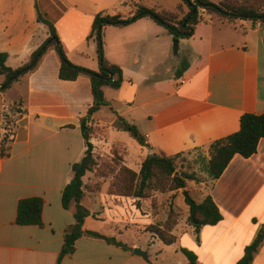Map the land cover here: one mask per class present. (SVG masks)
Returning <instances> with one entry per match:
<instances>
[{"label":"crops","instance_id":"obj_1","mask_svg":"<svg viewBox=\"0 0 264 264\" xmlns=\"http://www.w3.org/2000/svg\"><path fill=\"white\" fill-rule=\"evenodd\" d=\"M133 6L134 0H0V53L12 69L28 63L49 37L37 20L40 13L54 25L68 60L97 72L96 44L89 38L95 16L128 17ZM202 15L194 35L179 40L177 56L189 65L180 79L171 61L173 39L163 27L141 19L104 29L105 58L122 70L123 84L118 90L103 87L109 105L91 117L89 130L97 125L112 136L123 133L114 128L118 115L147 138L152 154L192 153L208 162L210 144L236 133L242 115L264 114V24ZM59 68L57 53L49 49L34 71L11 86L8 100L0 94V106L19 101L23 110L16 138L0 160V264H57L74 224V207L65 210L61 197L72 165L85 155L81 121L93 98L88 77L62 81ZM103 110L110 114L107 121L99 117ZM193 186L196 203L210 196L219 209L217 225L198 232L188 225L169 246L150 237L148 248L92 249L93 238L83 236L60 264H166L169 257L171 264H188L183 249L195 254L197 264H236L264 224V139L252 157L235 155L219 179ZM32 197L44 200L43 226L16 225L19 200ZM90 213L83 229L98 233L92 223L102 220ZM136 248L147 253V261L133 253ZM252 264H264V242Z\"/></svg>","mask_w":264,"mask_h":264},{"label":"trees","instance_id":"obj_2","mask_svg":"<svg viewBox=\"0 0 264 264\" xmlns=\"http://www.w3.org/2000/svg\"><path fill=\"white\" fill-rule=\"evenodd\" d=\"M240 1V0H239ZM250 0H241L233 3L232 0H222L219 3H213L210 0H181V4L187 8V13L182 19H178L177 14L173 12L157 11L142 5H135L133 13L124 17L121 15H108L99 13L95 16L91 34L89 38L96 44V54L99 70L97 72L74 65L71 63L65 53L63 44L54 28V25L44 19L40 13L37 14L38 22L47 26L49 37L47 40L31 55L28 63L17 69L7 67V54L0 53V76H4V81L0 86V93L10 88L13 83L19 82L21 78L29 72L34 71L43 56L49 49H54L60 61L59 79L62 81H75L81 76H86L90 80L91 95L93 104L88 109L87 115L81 121V132L86 144L84 157L80 162L71 167L72 179L64 188L61 197L62 207L67 210L74 207V224L71 225L64 235V245L60 252L57 264H60L63 257L71 255L75 251L76 242L83 236L103 240L109 245L121 249L128 247L116 241L114 238L105 237L99 233L84 230V224L87 218L91 216L90 211L82 205L83 200V178L90 172L95 165L93 158V145L90 142L88 122L91 117L103 106H108L103 94V87H110L118 90L123 84L122 70L116 65L110 64L104 55L103 31L106 27L123 28L135 23L141 19H150L157 25L163 27L174 40L190 39L195 32L198 24L203 22L202 11L218 20L226 21H253L264 24V11L259 6H255ZM181 6V5H180ZM178 6L180 11L181 7ZM185 62L181 68L175 69V78H182L188 68ZM114 128L118 131L127 133L140 146H148L147 138L142 135L137 127L128 123L122 117L116 115ZM264 139V114H244L240 118L239 130L220 140L210 144L208 153L209 161L205 166V171L211 180H217L223 174L230 161L235 155L245 159L252 157L256 152L261 140ZM180 155L172 157L163 154H151L146 157L140 167L139 173H134L128 169L126 172L131 175V182L137 181L132 191H128L126 197L142 199L144 192L153 186L157 178L166 181L168 191L184 189L188 181H197L194 173L177 172L176 159ZM184 202L189 208L187 222L189 226L195 228V232L203 226H214L222 220V215L215 205L214 201L208 196L202 203H196L185 191ZM44 200L40 197L21 199L17 205L15 224L18 226H43L42 212ZM171 229L163 231L155 228L151 232L164 245H172L176 242V237L171 234ZM264 242V224L257 233L254 241L245 247L243 256L236 264H252L255 254L258 252ZM182 254L188 261V264H197V258L194 253L183 249Z\"/></svg>","mask_w":264,"mask_h":264},{"label":"rangeland","instance_id":"obj_3","mask_svg":"<svg viewBox=\"0 0 264 264\" xmlns=\"http://www.w3.org/2000/svg\"><path fill=\"white\" fill-rule=\"evenodd\" d=\"M210 1L217 4L222 0ZM232 1L238 3L241 0ZM134 2L135 5L140 4L157 11L173 12L177 14L178 19H182L187 13V8L181 4V0H134ZM249 2H253L255 6H259L264 11V0H250ZM178 6L181 7L180 11L177 9ZM171 48L173 54V41ZM171 61L175 63L176 69L181 68L186 62L185 59L181 60L180 56L174 55L171 56ZM13 66L11 64L7 67ZM3 81L4 76H0V86ZM10 88L1 92L7 100L11 96ZM15 102L19 101L2 104L9 105ZM109 116L106 110L99 114V117L105 121L109 119ZM89 134L90 138L94 139L92 144H95L93 148L95 165L83 178L82 205L93 212L95 219L102 220L93 222L92 227L102 235L114 237L125 243L129 249H133L132 246L150 247L152 242L150 237L157 238L151 233L155 228L163 231L171 229L170 232L176 239L185 232L188 226L189 210L185 205L183 193L186 191L192 198L191 194L195 190L193 183L197 185L199 182L210 179L205 171L207 160L192 153L177 157V172L194 173L197 178L195 182L188 181L184 189L168 191L166 181L157 178L153 186L144 192V198L126 197L123 195L132 191L137 181L132 183L130 173L124 169L139 173L148 152L147 149L139 147L127 133L112 136L106 126L95 125L90 128ZM90 240L92 249H120L99 239ZM170 259L169 257L166 264H171Z\"/></svg>","mask_w":264,"mask_h":264},{"label":"built area","instance_id":"obj_4","mask_svg":"<svg viewBox=\"0 0 264 264\" xmlns=\"http://www.w3.org/2000/svg\"><path fill=\"white\" fill-rule=\"evenodd\" d=\"M204 12V11H202ZM23 116L20 102L0 107V160L5 158L9 146L14 142Z\"/></svg>","mask_w":264,"mask_h":264},{"label":"water","instance_id":"obj_5","mask_svg":"<svg viewBox=\"0 0 264 264\" xmlns=\"http://www.w3.org/2000/svg\"><path fill=\"white\" fill-rule=\"evenodd\" d=\"M179 54V40H174L173 41V55L177 56ZM145 149H147V151L152 154V149L148 146H144ZM133 253L139 257H141L142 259H144L145 261L148 260V256L147 253L141 249H134Z\"/></svg>","mask_w":264,"mask_h":264}]
</instances>
